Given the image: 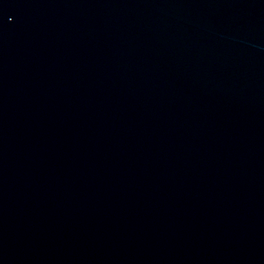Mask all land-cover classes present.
Masks as SVG:
<instances>
[{"label": "water", "instance_id": "95a60500", "mask_svg": "<svg viewBox=\"0 0 264 264\" xmlns=\"http://www.w3.org/2000/svg\"><path fill=\"white\" fill-rule=\"evenodd\" d=\"M0 264H264V0H0Z\"/></svg>", "mask_w": 264, "mask_h": 264}]
</instances>
